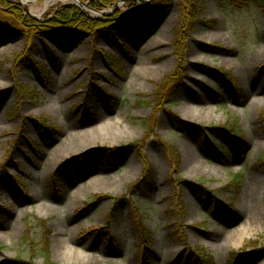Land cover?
<instances>
[{"label": "rangeland", "instance_id": "374dc122", "mask_svg": "<svg viewBox=\"0 0 264 264\" xmlns=\"http://www.w3.org/2000/svg\"><path fill=\"white\" fill-rule=\"evenodd\" d=\"M7 1L37 20L71 3ZM193 2L189 14L172 0L150 31L120 26L123 36L97 31L64 48L12 31L0 39V264L46 254L52 264H200L201 253L233 264L241 252L237 264H264V11ZM173 73L171 93L150 106ZM234 122L239 157L221 130ZM64 243L82 257L62 255Z\"/></svg>", "mask_w": 264, "mask_h": 264}, {"label": "trees", "instance_id": "16d2710c", "mask_svg": "<svg viewBox=\"0 0 264 264\" xmlns=\"http://www.w3.org/2000/svg\"><path fill=\"white\" fill-rule=\"evenodd\" d=\"M82 3L86 4V7L90 10H94L96 12H102L105 10H109L119 1H125L123 3V7L127 9H135L134 15L129 18H119L118 14H108L104 15L102 19H95L88 17L84 11L75 4H66L63 6H57L51 10L50 14L45 16L41 20H37L31 16H29L24 9L17 5L8 2L7 0H0V39L7 40L10 37V31L14 32V35L17 37L26 38L28 41H31L36 37H43L51 40L55 44L60 47H65V44H70L72 42L82 40V36H90L93 35L97 31H108L112 37L115 36V32L123 36L122 30L119 29L120 26L123 27V31L134 27L133 30L142 33L143 31H150L153 29L157 18L163 16L166 11L169 9L172 0H152L148 4L144 6H139L134 0H80ZM235 7L243 8V6L248 5L249 2L255 3L259 6L262 11H264V0H229ZM184 10H188L189 14H192L195 3L193 0H184ZM187 8V9H186ZM183 11V17L181 20V24L183 28L192 27L193 19ZM187 14V17L184 16ZM70 42V43H69ZM181 40L179 34L175 36L173 42L174 55L180 61L183 59V50L180 46ZM121 52L124 54L125 48H120ZM14 59V58H13ZM108 63L117 62L113 58L107 59ZM178 72V66H177ZM174 77H177L174 73L172 75H168L163 79L157 86L154 92L153 101L149 103L150 106H153L154 101L161 102L166 98V91L168 87L173 84ZM227 83L230 87H234L232 81L226 79ZM19 89L24 92L25 88L19 86ZM102 96L107 98V94L103 91H99ZM171 93V91H169ZM168 93V94H169ZM148 105V104H147ZM261 120H264V111L259 114ZM154 122V118H147L143 121V125L147 127L148 125H152ZM236 123H230L228 127H223L222 132L228 134L230 145L229 149L232 155L239 157L242 154L243 141L239 134L236 133ZM175 152H173L172 157ZM226 156V154H223ZM264 160V159H263ZM58 172V171H56ZM241 181L240 175H235L232 177V183L236 184ZM225 207V205H223ZM230 215L234 213V211L229 209L227 211ZM232 216V215H231ZM230 216V217H231ZM143 238V236H142ZM47 247V246H46ZM201 253V252H200ZM241 253L233 254V264L238 263V257H240ZM247 254V253H245ZM251 256L255 254V251H252ZM204 256V258L202 256ZM196 254L195 259L200 264H213L212 260L207 258V256L203 253ZM18 264V263H14ZM44 264H52L50 263L48 254H46L44 259Z\"/></svg>", "mask_w": 264, "mask_h": 264}, {"label": "bare ground", "instance_id": "6f19581e", "mask_svg": "<svg viewBox=\"0 0 264 264\" xmlns=\"http://www.w3.org/2000/svg\"><path fill=\"white\" fill-rule=\"evenodd\" d=\"M56 1L57 0H45V5L47 7V6L51 5V4H54ZM248 92L252 93V94L254 93L253 91H248ZM99 128L108 129L106 124H104V125L102 124L101 126L100 125L99 126H97V125L95 126L94 125V127L92 126V128L87 129V131H93L94 132V131H97ZM109 182H110V180L107 181V185H109L108 184ZM66 241H68V240L67 239L64 240V242H66ZM61 253H62V255H66L68 257V259H73V258L78 259V258L82 257L79 252H76L75 250L69 248L65 243H64V247L61 248ZM87 258H89V257H87Z\"/></svg>", "mask_w": 264, "mask_h": 264}, {"label": "water", "instance_id": "95a60500", "mask_svg": "<svg viewBox=\"0 0 264 264\" xmlns=\"http://www.w3.org/2000/svg\"><path fill=\"white\" fill-rule=\"evenodd\" d=\"M21 1V0H20ZM27 1H34V0H27ZM72 4H75L79 7H82L83 9H87L86 8V5L83 4L80 0H69ZM136 3L138 4H148L150 1L152 0H134ZM125 1H119L118 3H116L112 8H110L108 11H102V12H94V13H97L101 16H104V15H108L109 13L113 12L115 9H117L118 7H120ZM24 5V3H23ZM88 10V9H87ZM81 38H85V36H82Z\"/></svg>", "mask_w": 264, "mask_h": 264}]
</instances>
